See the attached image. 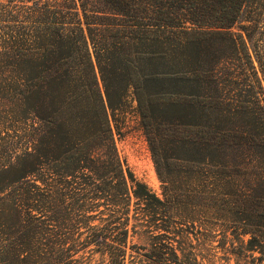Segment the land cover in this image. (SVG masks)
<instances>
[{
    "label": "trees",
    "instance_id": "16d2710c",
    "mask_svg": "<svg viewBox=\"0 0 264 264\" xmlns=\"http://www.w3.org/2000/svg\"><path fill=\"white\" fill-rule=\"evenodd\" d=\"M257 1L0 0V264H194L247 235L264 264ZM132 102L161 198L117 151Z\"/></svg>",
    "mask_w": 264,
    "mask_h": 264
},
{
    "label": "rangeland",
    "instance_id": "374dc122",
    "mask_svg": "<svg viewBox=\"0 0 264 264\" xmlns=\"http://www.w3.org/2000/svg\"><path fill=\"white\" fill-rule=\"evenodd\" d=\"M249 17L251 22L246 25H250L252 30L260 27L264 29V0L257 1L251 5ZM254 64L257 67V63L254 62ZM258 74L261 76L260 73ZM134 108L135 102H132L131 108L126 114L125 126L122 130L123 137L116 142L117 151L120 159L124 162L136 181L145 184L155 195L161 198V182L156 175L151 153L139 127L138 117L134 112ZM97 223L96 221L95 224ZM131 224L132 222H130ZM248 238V235L243 237L244 243H240L235 239L234 245L230 247L229 242L225 244L226 241L218 236L217 241L212 243V246L216 248L208 250L201 249L196 252L198 258L194 264H252L249 253L244 251V244ZM160 240L166 243V239ZM191 242L193 245L197 244L195 238H191ZM186 243L180 237L174 238V241L171 242L177 252L179 260H183L184 254L189 250L187 249ZM106 244H112L111 240L107 239ZM150 251H152L150 240L147 236L143 235L141 230L136 229L134 233L132 231L129 232L126 241L127 255H132L138 261L142 259V256H140L142 253ZM255 256H258V254H255ZM98 259L99 257L95 255L94 260ZM92 264L95 263L93 262Z\"/></svg>",
    "mask_w": 264,
    "mask_h": 264
}]
</instances>
